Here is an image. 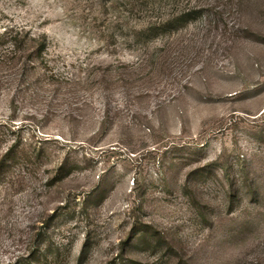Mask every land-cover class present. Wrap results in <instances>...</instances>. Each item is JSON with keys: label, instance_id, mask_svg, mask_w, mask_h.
Returning <instances> with one entry per match:
<instances>
[{"label": "rangeland", "instance_id": "obj_1", "mask_svg": "<svg viewBox=\"0 0 264 264\" xmlns=\"http://www.w3.org/2000/svg\"><path fill=\"white\" fill-rule=\"evenodd\" d=\"M0 264H264V0H0Z\"/></svg>", "mask_w": 264, "mask_h": 264}]
</instances>
